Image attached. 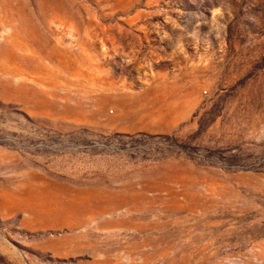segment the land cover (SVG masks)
I'll list each match as a JSON object with an SVG mask.
<instances>
[{"label":"rangeland","instance_id":"374dc122","mask_svg":"<svg viewBox=\"0 0 264 264\" xmlns=\"http://www.w3.org/2000/svg\"><path fill=\"white\" fill-rule=\"evenodd\" d=\"M0 264H264V0H0Z\"/></svg>","mask_w":264,"mask_h":264}]
</instances>
